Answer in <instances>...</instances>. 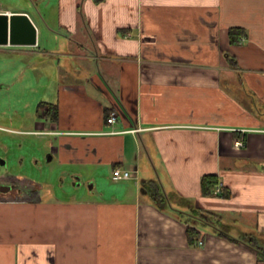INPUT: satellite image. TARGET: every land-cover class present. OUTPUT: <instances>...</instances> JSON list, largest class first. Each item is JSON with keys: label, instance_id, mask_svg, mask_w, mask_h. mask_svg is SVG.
Wrapping results in <instances>:
<instances>
[{"label": "crops", "instance_id": "1", "mask_svg": "<svg viewBox=\"0 0 264 264\" xmlns=\"http://www.w3.org/2000/svg\"><path fill=\"white\" fill-rule=\"evenodd\" d=\"M0 11L36 30L34 44L0 42V103L13 107L0 132L38 138L59 183L90 185L78 197L46 176L33 191L1 188L0 264H264V0H0ZM231 28L243 32L233 43ZM40 103L57 118H40ZM115 168L132 177L114 181ZM204 175L219 195L202 194Z\"/></svg>", "mask_w": 264, "mask_h": 264}, {"label": "rangeland", "instance_id": "2", "mask_svg": "<svg viewBox=\"0 0 264 264\" xmlns=\"http://www.w3.org/2000/svg\"><path fill=\"white\" fill-rule=\"evenodd\" d=\"M10 108L13 107L0 103V120L2 119V113L5 116L6 114H11ZM31 109H33V106L31 107ZM41 145L42 143H40V141L36 137L20 136L15 134L6 135L5 133L0 132V166L2 165V158H6L5 152L3 151L4 146L8 148L7 154H9L11 157L8 165L9 167L7 166L8 170L5 171L6 168H4L5 170L3 168H0V173L3 172L2 174H5L6 172H8L7 175L13 178L11 180L5 181L0 180V189L4 187L18 188L19 186H23L24 188H27L28 191H33L38 188L34 180H39L38 178L43 180L44 176H46V179L48 180L47 185L49 186L51 191L56 192L58 196H60L61 193H66L76 195L78 197L79 195H82L89 190V184H83L79 186V191L74 190L75 186L73 184V181H70L69 178L65 180L66 177L64 178L63 184L59 183L62 180L59 176H63L60 167L55 166V168L54 166H50V168L49 166H47L49 164L47 156H45L43 153H40L38 149V147H40ZM22 159H24V163L21 165L19 163ZM35 161H38L37 166L34 165ZM18 175H24L25 178H29L34 182H32L31 184H28V182H24V184H22L19 180L21 178H19ZM75 178L79 179V176L75 175ZM16 179L18 180V182L16 181ZM83 180L84 182H86L84 178Z\"/></svg>", "mask_w": 264, "mask_h": 264}, {"label": "trees", "instance_id": "3", "mask_svg": "<svg viewBox=\"0 0 264 264\" xmlns=\"http://www.w3.org/2000/svg\"><path fill=\"white\" fill-rule=\"evenodd\" d=\"M242 34H243V32L240 29L231 28L229 30L230 42H232V43L235 42L236 40H238V38ZM36 113L40 118L55 120L57 118V107L55 105L40 103L37 106ZM107 118H108V115L106 117V120H107ZM217 185H218V179L215 175H204L201 177L200 188H201L202 194L212 195L214 188ZM140 191L142 194L150 196L152 198V200L157 201L158 203L165 201L166 197H165V194L163 193L160 185L153 180H142L140 182ZM215 216L216 215L213 216L212 213H208V214H202L201 213V214H199L200 219L211 220V223L214 224L213 226L217 227V225L219 224V221L217 219L216 220L214 219V218H216ZM198 234H199V232L196 229L191 228L189 226H186V236H187L189 241H194L196 238H198ZM221 235H223L224 237H227V235L224 233H221ZM231 240L235 241L234 239H231ZM255 250L258 253L261 252L260 249H258L257 247L255 248Z\"/></svg>", "mask_w": 264, "mask_h": 264}, {"label": "water", "instance_id": "4", "mask_svg": "<svg viewBox=\"0 0 264 264\" xmlns=\"http://www.w3.org/2000/svg\"><path fill=\"white\" fill-rule=\"evenodd\" d=\"M36 30L26 15H0V42L24 40L35 43Z\"/></svg>", "mask_w": 264, "mask_h": 264}, {"label": "built area", "instance_id": "5", "mask_svg": "<svg viewBox=\"0 0 264 264\" xmlns=\"http://www.w3.org/2000/svg\"><path fill=\"white\" fill-rule=\"evenodd\" d=\"M1 14H6V13H3L0 11V15ZM116 120V113L115 112H111L106 120L107 123H113L114 121ZM243 142L241 140H237L235 143H234V146L235 147H243ZM132 177V173L128 170H125V169H120V168H115L113 169L112 171V179L114 181H121V180H126L128 178ZM213 194L214 195H219L220 194V185H218L214 191H213Z\"/></svg>", "mask_w": 264, "mask_h": 264}, {"label": "flooded vegetation", "instance_id": "6", "mask_svg": "<svg viewBox=\"0 0 264 264\" xmlns=\"http://www.w3.org/2000/svg\"><path fill=\"white\" fill-rule=\"evenodd\" d=\"M6 187H4V189H5Z\"/></svg>", "mask_w": 264, "mask_h": 264}]
</instances>
